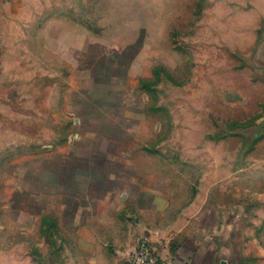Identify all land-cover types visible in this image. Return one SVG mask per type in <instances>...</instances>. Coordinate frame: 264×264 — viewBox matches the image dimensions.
<instances>
[{
	"label": "crops",
	"instance_id": "1",
	"mask_svg": "<svg viewBox=\"0 0 264 264\" xmlns=\"http://www.w3.org/2000/svg\"><path fill=\"white\" fill-rule=\"evenodd\" d=\"M27 10L34 19L21 14ZM71 11L62 4L0 0V76L7 65L15 76H33L29 86L44 92L43 101L35 102L38 117L28 118L29 124L44 125L52 146L44 160L56 167L51 177L45 175V210L34 220L44 228L45 264H125L142 234L151 237L158 264H264L262 206L252 212L241 204L218 207L209 196H192L189 181L173 177L176 166L159 150L165 123L161 105L152 100V79L129 82L138 51L112 50L109 42L86 35L78 16L70 20ZM25 20L32 23L27 32ZM261 72L260 79L252 73L233 85L238 94H226V102L245 103L241 87L264 89V68ZM118 83L124 88L116 89ZM255 104L260 111L252 119L264 124V100ZM249 118H231V124ZM223 124L228 128V120ZM227 131L218 137L222 145ZM17 139L21 133L13 135ZM204 139L206 151L212 150V133ZM16 148L12 167L21 164ZM220 155L225 164L227 152ZM252 157L254 167L264 171V131ZM56 252L59 261L52 256Z\"/></svg>",
	"mask_w": 264,
	"mask_h": 264
},
{
	"label": "rangeland",
	"instance_id": "2",
	"mask_svg": "<svg viewBox=\"0 0 264 264\" xmlns=\"http://www.w3.org/2000/svg\"><path fill=\"white\" fill-rule=\"evenodd\" d=\"M20 1L67 5L72 9L70 20L78 16L85 23L86 35L109 42L112 50H137L139 64L131 71L129 82L131 85L134 78L135 83L138 76L152 79V100L161 105L165 123L159 150L176 166L172 167L173 177L189 181L192 196H209L215 206L241 204L250 212L259 206L264 209V203L259 202L264 197V171L254 167L252 157L264 131V124L252 119L259 115L255 102L264 100V89L254 93L241 87L245 103L230 104L225 97L236 93L233 85L252 73L262 77L264 0ZM21 14L26 19L28 14L35 16L28 10ZM28 23L25 20L26 32L32 27ZM156 64L161 66L154 71ZM5 67V77L0 76V264H45L49 253L42 236L44 228L39 219L34 226V220L45 210V175L51 177L56 167L44 160L43 154L50 153L52 147L44 137V125L29 124L28 118L38 117L35 102L43 101L44 92L29 86L33 76L26 72L15 76L12 68ZM246 70L248 75L243 72ZM115 87L123 89L124 85ZM244 115L250 116L249 122L231 124V118ZM227 120L228 128H224ZM226 131L229 137L222 145L218 137ZM19 133L21 140L14 141L13 135ZM208 133L216 144L206 151ZM18 146L21 164L12 167ZM221 152H227L225 164L224 156L220 164ZM14 176L20 179L13 180ZM52 256L59 261L60 253Z\"/></svg>",
	"mask_w": 264,
	"mask_h": 264
},
{
	"label": "built area",
	"instance_id": "3",
	"mask_svg": "<svg viewBox=\"0 0 264 264\" xmlns=\"http://www.w3.org/2000/svg\"><path fill=\"white\" fill-rule=\"evenodd\" d=\"M160 256L151 237L142 234L127 256L125 264H158Z\"/></svg>",
	"mask_w": 264,
	"mask_h": 264
}]
</instances>
